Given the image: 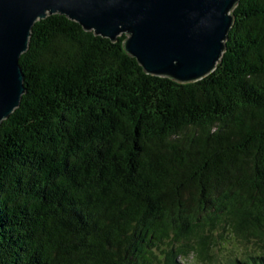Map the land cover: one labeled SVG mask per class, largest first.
I'll return each mask as SVG.
<instances>
[{
    "label": "trees",
    "instance_id": "obj_1",
    "mask_svg": "<svg viewBox=\"0 0 264 264\" xmlns=\"http://www.w3.org/2000/svg\"><path fill=\"white\" fill-rule=\"evenodd\" d=\"M231 14L189 83L147 74L125 34L35 21L0 124V264H264V0Z\"/></svg>",
    "mask_w": 264,
    "mask_h": 264
},
{
    "label": "water",
    "instance_id": "obj_2",
    "mask_svg": "<svg viewBox=\"0 0 264 264\" xmlns=\"http://www.w3.org/2000/svg\"><path fill=\"white\" fill-rule=\"evenodd\" d=\"M239 0H0V124L25 91L20 55L39 19L59 13L116 41L147 74L179 83L211 73Z\"/></svg>",
    "mask_w": 264,
    "mask_h": 264
},
{
    "label": "rangeland",
    "instance_id": "obj_3",
    "mask_svg": "<svg viewBox=\"0 0 264 264\" xmlns=\"http://www.w3.org/2000/svg\"><path fill=\"white\" fill-rule=\"evenodd\" d=\"M236 243L233 242V240H228L226 242H224V244L222 245V249L223 252L229 251V250H234ZM178 263L181 264H203L197 261V259L193 258V257H189L187 260H179L177 259Z\"/></svg>",
    "mask_w": 264,
    "mask_h": 264
}]
</instances>
